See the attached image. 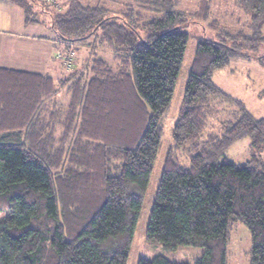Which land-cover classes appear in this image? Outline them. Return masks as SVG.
<instances>
[{"label": "trees", "instance_id": "16d2710c", "mask_svg": "<svg viewBox=\"0 0 264 264\" xmlns=\"http://www.w3.org/2000/svg\"><path fill=\"white\" fill-rule=\"evenodd\" d=\"M3 1L20 6L27 24L37 20L35 0ZM136 1L115 11L67 0L50 12L60 39L95 38L112 49L117 72L98 52L61 85L0 69V211L12 213L0 222V264H128L186 58L185 28L209 14L193 15L181 0ZM235 5L249 15L244 27L198 43L147 227V238L169 249L203 248L197 264H227L237 223L252 237L251 264H264V116L213 78L234 59L264 67V0ZM61 87L71 92L66 110L54 101ZM225 103L234 118L209 131L215 106ZM245 138L250 160H230L227 151ZM138 264L188 263L157 255Z\"/></svg>", "mask_w": 264, "mask_h": 264}, {"label": "rangeland", "instance_id": "374dc122", "mask_svg": "<svg viewBox=\"0 0 264 264\" xmlns=\"http://www.w3.org/2000/svg\"><path fill=\"white\" fill-rule=\"evenodd\" d=\"M67 0H35V17L37 20L28 25V28L23 31L13 29L12 33L6 34L4 42L8 44L16 43L20 41V38L14 34L25 32V34H43L44 36L50 37L53 40L58 37L57 33L52 28V12L56 14L59 12V7L64 5ZM83 4L100 5V0H80ZM108 5L106 7L112 8V10L118 11L122 8L119 4H131L137 7L136 0H103ZM41 3L47 5L46 11L44 12L40 6ZM104 5V4H103ZM207 7V9H206ZM181 9L190 11L193 15L199 9L207 10L208 17L204 19L202 12H199L198 17H195V21L199 23H193L185 28L190 33V39L188 42V49L186 52V58L182 65V71L179 75V81L176 88V94L173 99V104L169 111L168 118L166 120V127L163 132V140L161 149L153 170V175L149 181V188L147 191V201L145 203V210L140 216L137 230L134 237L133 246L128 264H138L140 258L152 259L157 255H165L172 262H184L188 264H197L198 260L202 257L204 249L200 247H192L188 245H180L177 248L169 249L163 242L157 240L148 239V224L150 222V213L153 208V203L156 198V190L159 186V182L162 176V169L165 163V157L167 156L170 146L173 143V130L176 126L175 123L179 116V111L182 106V99L185 93L186 83L191 70V64L195 58L196 49L198 43L203 39H214L219 40L222 37V28L227 29L230 32L237 30L238 28L244 27V23L248 22L249 15L242 9L235 5V0H181ZM204 12V13H205ZM212 20L219 21L220 28L212 29L207 28ZM13 21L12 14L4 12L0 9V27L7 28V25ZM205 25V26H204ZM264 30V28H263ZM1 37V36H0ZM98 40V39H97ZM61 50V49H59ZM58 50V52H59ZM65 50V49H64ZM69 50L75 54L74 63L71 67L65 66L66 73L74 70L76 67L87 68L90 65L91 59L94 57V53L98 54L110 63L114 71H118V62L114 59V52L110 48L99 47L98 42L95 38L90 40L74 41L69 42ZM58 52L56 51L55 57ZM67 51H64V54ZM260 52H264L262 49ZM6 62V61H5ZM16 65V64H15ZM19 66V65H18ZM63 71V70H62ZM54 77L60 76L55 70ZM61 78V76H60ZM215 83L222 89H225L230 95L243 99L246 102L247 107L252 110L257 116H264V67L259 64L256 59H234L227 67L218 70L213 76ZM59 80H57L58 82ZM67 87L61 89L59 95L54 97V101L59 104H63L64 110L69 106L70 93ZM235 107L229 103L224 105H216L214 116L210 119L209 131H220L222 124L225 121L234 118ZM63 128L59 127L57 134H61ZM57 135V137H58ZM60 136V135H59ZM62 136L58 137L61 138ZM57 138V147L61 148ZM66 145L68 151V157L63 161L66 163L69 160V156L72 157L74 152L73 143ZM250 139L245 138L235 143L228 151L227 157L236 163H243L251 158L252 148ZM65 149V148H64ZM185 159V158H184ZM186 160V159H185ZM261 160L264 164V150L261 153ZM187 162V160L185 161ZM10 210L0 211V222L5 218L11 216ZM235 226L230 231V241L228 245L227 264H251V251L252 237L247 226L242 223L234 224Z\"/></svg>", "mask_w": 264, "mask_h": 264}, {"label": "crops", "instance_id": "0c3cea01", "mask_svg": "<svg viewBox=\"0 0 264 264\" xmlns=\"http://www.w3.org/2000/svg\"><path fill=\"white\" fill-rule=\"evenodd\" d=\"M98 3H100V5L104 4V6L108 5L103 0L98 1ZM119 4L122 6L124 5V2L119 1ZM0 9L4 10V12H7L8 14H12L13 16V21L7 25L6 29L0 27V69L10 68L27 70L49 75L54 79H56L54 77V71L60 70L58 74L61 78L58 76L57 80H59V85H61L60 81L66 79L68 73H66L63 61L60 58L55 57V54L59 49L66 48L69 42L62 40L59 37L53 40L43 34L39 35L36 33L31 35L25 34V32H20L18 34H14L20 38V41L8 44L2 40L6 34L12 33V31H14L13 29H17L18 31L26 30L29 24L25 22L23 10L15 3L9 1L0 2ZM62 83L64 85L67 84L64 82ZM61 89L63 88L61 87ZM60 91L57 95H59ZM68 93L71 95L70 90ZM61 105L63 106V104Z\"/></svg>", "mask_w": 264, "mask_h": 264}, {"label": "built area", "instance_id": "2783aa9c", "mask_svg": "<svg viewBox=\"0 0 264 264\" xmlns=\"http://www.w3.org/2000/svg\"><path fill=\"white\" fill-rule=\"evenodd\" d=\"M74 56H75L74 52L70 51L69 49L66 52V54H64L62 50H59L58 55H57L58 58L64 59L66 65L68 67H71L73 65V63H74L73 60L75 59Z\"/></svg>", "mask_w": 264, "mask_h": 264}]
</instances>
